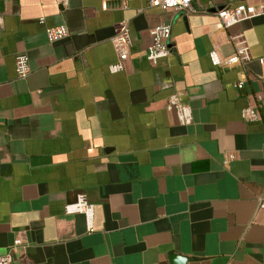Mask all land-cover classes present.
Masks as SVG:
<instances>
[{
    "label": "crops",
    "instance_id": "crops-1",
    "mask_svg": "<svg viewBox=\"0 0 264 264\" xmlns=\"http://www.w3.org/2000/svg\"><path fill=\"white\" fill-rule=\"evenodd\" d=\"M0 0V255L11 264H264V14L223 27L240 2ZM171 53L147 59L150 29ZM66 25L51 41L46 28ZM127 29L125 69L112 43ZM246 64L215 65L210 52ZM19 54L30 73L16 71ZM243 82L239 87L238 83ZM193 113L182 124L169 97ZM263 97V103L259 96ZM258 106V120L242 108ZM83 193L95 230L66 204Z\"/></svg>",
    "mask_w": 264,
    "mask_h": 264
},
{
    "label": "built area",
    "instance_id": "built-area-1",
    "mask_svg": "<svg viewBox=\"0 0 264 264\" xmlns=\"http://www.w3.org/2000/svg\"><path fill=\"white\" fill-rule=\"evenodd\" d=\"M69 0H60V4H67ZM149 5L159 6L163 9L189 10L193 11L192 0H148ZM264 14V0L260 4H246L240 2L230 8H221L217 15L221 20L223 27L228 28L234 24ZM172 26L167 23H161L150 29L152 43L148 48L147 59L152 63H158L165 59L171 53ZM46 34L51 41L61 40L69 35V29L66 25H58L46 28ZM230 42L235 45V52L229 56L222 57L217 51L213 50L209 56L215 65H235L246 64L251 59L250 47L243 34L230 36ZM112 43L117 52L118 60L110 65L112 72H118L125 69L126 61L130 56L131 39L128 30L125 28L122 32L116 34L112 38ZM16 71L18 76L27 77L30 73L28 57L25 54H19L16 61ZM239 87L243 86V82L238 83ZM259 100L263 103V97L260 95ZM169 110H175L179 121L182 124H190L193 120L191 107L182 100L178 93H174L169 97ZM241 115L245 120L254 121L260 117L258 106H246L242 108ZM264 208V202L260 203ZM65 211L68 214L81 213L84 215L87 230L93 232L95 230L94 216L95 204L88 200L85 194H78L75 201L66 204ZM13 255L8 252L0 255V264H11Z\"/></svg>",
    "mask_w": 264,
    "mask_h": 264
},
{
    "label": "water",
    "instance_id": "water-1",
    "mask_svg": "<svg viewBox=\"0 0 264 264\" xmlns=\"http://www.w3.org/2000/svg\"><path fill=\"white\" fill-rule=\"evenodd\" d=\"M171 260L175 263V264H186V257L185 256H180V255H173L171 257Z\"/></svg>",
    "mask_w": 264,
    "mask_h": 264
}]
</instances>
